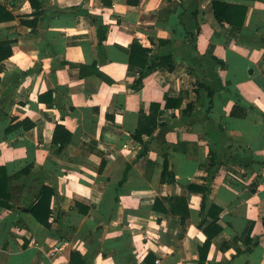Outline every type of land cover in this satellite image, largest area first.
<instances>
[{
  "label": "crops",
  "instance_id": "obj_1",
  "mask_svg": "<svg viewBox=\"0 0 264 264\" xmlns=\"http://www.w3.org/2000/svg\"><path fill=\"white\" fill-rule=\"evenodd\" d=\"M41 1L35 16L28 0H0L14 15L0 41H15L0 64V168L13 177L0 264H71L73 252L200 264L213 222L205 264H264V0ZM215 1L244 8L243 22H219ZM135 41L174 68L131 64ZM58 124L72 134L62 150ZM45 186L49 226L29 212Z\"/></svg>",
  "mask_w": 264,
  "mask_h": 264
},
{
  "label": "trees",
  "instance_id": "obj_2",
  "mask_svg": "<svg viewBox=\"0 0 264 264\" xmlns=\"http://www.w3.org/2000/svg\"><path fill=\"white\" fill-rule=\"evenodd\" d=\"M31 7L34 10V15L35 16H40L43 13V3L41 0H28ZM137 4L138 1H133V0H129V4ZM235 9V10H233ZM213 11L215 14V17L217 18V20L219 22H229L230 24L234 25V26H238L240 25L244 18H245V9L244 8H240L235 6L233 8L232 5L225 3V2H221V1H215L213 3ZM233 15L238 18L240 22H236V20H232ZM14 19V15L9 11L8 8H6L3 4L0 3V24L2 22H6L9 20H13ZM21 23L23 25L29 26L32 29H35L37 24H38V20H22ZM98 33H99V41L102 44L103 41H105L106 39V33H107V27L106 26H99L98 27ZM15 41L12 40H4V41H0V64L9 59L11 56H13L14 50H13V45H14ZM150 50L143 48L138 42H134L132 44L131 47V55H130V59L129 62L133 65L142 67L143 69H153L155 68L157 65L162 64L163 62L169 61L170 63V69L172 70L174 68V63L170 62V58H161V61L159 63H151L149 64L148 61V54H149ZM142 78H143V73L141 74V76L135 81L134 83V87H138L141 82H142ZM181 103H179L178 105H180ZM152 109H155L156 112H158V110L160 109L159 105H152ZM154 113V114H150L149 116H144L142 117L143 120L141 121V125L139 130L136 132L134 139L137 142H142L143 138L142 136L147 134V135H151L153 133V131L155 130L156 126H157V114L158 113ZM35 124L30 122L29 125L26 126V128L28 130L34 128ZM72 138V134L63 126L58 124L56 126L55 132H54V137H53V143L56 145H59V149L62 150L64 149L71 141ZM105 162H102L101 167L104 168ZM264 166V163H263ZM28 172V170H24L21 172V174ZM13 179V177L9 176L6 172L5 168H0V206L1 207H5V208H10L11 206L9 205V199H10V195H8L7 193V187L9 185V183L11 182V180ZM201 190V188H200ZM53 196V190L48 187L45 186L43 187L40 196L38 197L37 201L35 202V204L30 208L29 212L37 219V221H39L40 223L44 224L45 226H49V217L51 215V210H50V201L51 198ZM169 201H172L174 204L171 207L170 212H178L177 208L181 207L183 203H186V199L183 197H178V198H169ZM166 210V209H165ZM167 212V210H166ZM217 217H215L216 219ZM262 223L264 226V215L262 216ZM254 226V223H251V226L249 227V236L251 234V230ZM205 233L207 234V240L205 242V244L203 245V247H201L200 249V264H205V262L207 261V254L208 251L210 249V245H211V239L214 236V222L212 223V225H210V227L205 229ZM251 243L253 246L257 245V242H252L253 240H251ZM71 264H85L84 258L81 256V254H79L78 252H73L72 254V258H71Z\"/></svg>",
  "mask_w": 264,
  "mask_h": 264
}]
</instances>
